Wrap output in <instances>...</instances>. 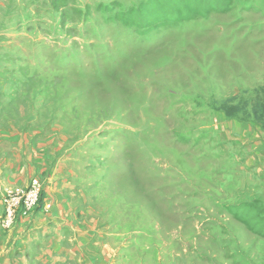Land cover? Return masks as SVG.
<instances>
[{
	"label": "rangeland",
	"instance_id": "1",
	"mask_svg": "<svg viewBox=\"0 0 264 264\" xmlns=\"http://www.w3.org/2000/svg\"><path fill=\"white\" fill-rule=\"evenodd\" d=\"M257 101L264 0H1L0 123L59 141L99 264H264V167L223 126Z\"/></svg>",
	"mask_w": 264,
	"mask_h": 264
},
{
	"label": "crops",
	"instance_id": "2",
	"mask_svg": "<svg viewBox=\"0 0 264 264\" xmlns=\"http://www.w3.org/2000/svg\"><path fill=\"white\" fill-rule=\"evenodd\" d=\"M6 124L0 123V147L7 146L11 156L5 154L0 159V173L4 176L0 178V199L4 189L25 188L35 175L47 171L50 177L44 181L49 182L46 187L49 192L43 197L47 211L38 209L30 216L17 218L11 229L0 227V264L107 262L99 255L98 214L89 201L92 195H66L65 185L58 181L65 163L56 156L59 141L46 136L35 139L32 129L22 130L11 122ZM223 126L229 127L224 130L228 136L246 142L249 151L244 159L247 163L254 162V166L263 170L264 129L261 125L254 121L244 125L234 121L231 125L225 122ZM1 211L0 202V214Z\"/></svg>",
	"mask_w": 264,
	"mask_h": 264
},
{
	"label": "built area",
	"instance_id": "3",
	"mask_svg": "<svg viewBox=\"0 0 264 264\" xmlns=\"http://www.w3.org/2000/svg\"><path fill=\"white\" fill-rule=\"evenodd\" d=\"M0 214V227L10 229L17 218L30 216L38 209L47 211L43 202L42 188L38 179H32L25 188H7L3 190Z\"/></svg>",
	"mask_w": 264,
	"mask_h": 264
},
{
	"label": "trees",
	"instance_id": "4",
	"mask_svg": "<svg viewBox=\"0 0 264 264\" xmlns=\"http://www.w3.org/2000/svg\"><path fill=\"white\" fill-rule=\"evenodd\" d=\"M223 112L227 117H233L235 113L228 111L227 109H225ZM251 113L254 122L261 125V127L264 129V103H260L259 101L255 102L251 108Z\"/></svg>",
	"mask_w": 264,
	"mask_h": 264
},
{
	"label": "bare ground",
	"instance_id": "5",
	"mask_svg": "<svg viewBox=\"0 0 264 264\" xmlns=\"http://www.w3.org/2000/svg\"><path fill=\"white\" fill-rule=\"evenodd\" d=\"M84 186V185H83ZM83 191V190H82Z\"/></svg>",
	"mask_w": 264,
	"mask_h": 264
}]
</instances>
